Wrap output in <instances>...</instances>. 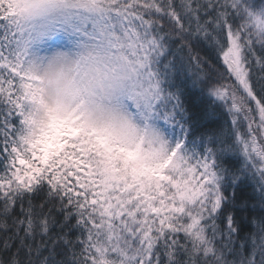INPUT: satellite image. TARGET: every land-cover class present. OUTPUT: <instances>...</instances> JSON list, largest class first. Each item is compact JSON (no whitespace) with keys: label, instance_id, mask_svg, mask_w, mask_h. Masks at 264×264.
Segmentation results:
<instances>
[{"label":"snow or ice","instance_id":"1","mask_svg":"<svg viewBox=\"0 0 264 264\" xmlns=\"http://www.w3.org/2000/svg\"><path fill=\"white\" fill-rule=\"evenodd\" d=\"M0 264H264V0H0Z\"/></svg>","mask_w":264,"mask_h":264},{"label":"trees","instance_id":"2","mask_svg":"<svg viewBox=\"0 0 264 264\" xmlns=\"http://www.w3.org/2000/svg\"><path fill=\"white\" fill-rule=\"evenodd\" d=\"M201 55L203 56L204 53L202 52ZM213 60L216 58L213 56ZM222 63V62H221ZM207 101L201 97L198 90L188 89L186 90V104L190 111H198L203 109ZM208 127H212V124H207Z\"/></svg>","mask_w":264,"mask_h":264}]
</instances>
